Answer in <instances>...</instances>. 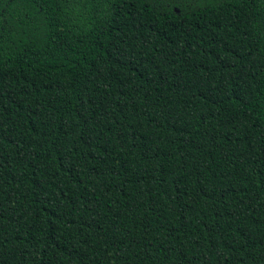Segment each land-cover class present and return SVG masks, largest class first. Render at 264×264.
Returning a JSON list of instances; mask_svg holds the SVG:
<instances>
[{"label": "trees", "instance_id": "1", "mask_svg": "<svg viewBox=\"0 0 264 264\" xmlns=\"http://www.w3.org/2000/svg\"><path fill=\"white\" fill-rule=\"evenodd\" d=\"M0 264H264V0H0Z\"/></svg>", "mask_w": 264, "mask_h": 264}]
</instances>
